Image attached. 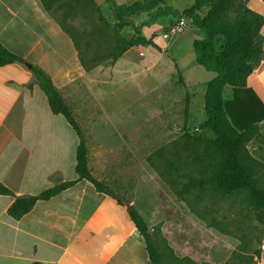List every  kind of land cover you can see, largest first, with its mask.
Instances as JSON below:
<instances>
[{"label": "rangeland", "instance_id": "obj_1", "mask_svg": "<svg viewBox=\"0 0 264 264\" xmlns=\"http://www.w3.org/2000/svg\"><path fill=\"white\" fill-rule=\"evenodd\" d=\"M94 1L112 26L111 3ZM153 1L150 12L164 6L185 9L193 2ZM80 15L71 16L66 25L85 52L83 42L91 36L77 30L82 28ZM148 16L149 11H143L131 19L139 24ZM177 19L160 16L142 27L140 35L154 45L136 46L114 63L98 65L101 71L93 74L92 93L84 95L89 107L78 115L67 106L83 134L92 130L87 139L92 152H104L97 175L105 178L121 205H133L142 215L162 264H264V222L250 206L247 192L222 197L208 186L198 190L206 166L203 144H193L187 134L211 136L198 124L204 119L205 83L214 72L194 59L192 41L201 31L187 20L185 30L175 32ZM116 34L128 38L133 29L127 25ZM89 114L93 123L88 127ZM246 148L264 165V125ZM261 172L264 181V168Z\"/></svg>", "mask_w": 264, "mask_h": 264}, {"label": "crops", "instance_id": "obj_2", "mask_svg": "<svg viewBox=\"0 0 264 264\" xmlns=\"http://www.w3.org/2000/svg\"><path fill=\"white\" fill-rule=\"evenodd\" d=\"M246 4L264 16V0ZM260 35L264 50V24ZM0 44L43 70L75 113L89 107L84 95L92 93L93 74L101 67L85 70L72 38L40 0H0ZM25 63L0 65V182L12 192L0 193V264H152L143 237L127 217V204L97 192L86 179L37 199L17 219L7 214L14 197L37 195L77 177L78 138L63 116L50 111ZM246 87L264 108V55L248 75ZM232 93L225 86L223 98ZM236 93L241 97L244 92ZM78 119H86L88 127L93 123L90 114ZM258 125H264V117ZM91 133L84 134L87 165L105 182L97 175L98 167L104 166V152H92L87 140Z\"/></svg>", "mask_w": 264, "mask_h": 264}, {"label": "trees", "instance_id": "obj_3", "mask_svg": "<svg viewBox=\"0 0 264 264\" xmlns=\"http://www.w3.org/2000/svg\"><path fill=\"white\" fill-rule=\"evenodd\" d=\"M106 1L113 8L115 21L112 26L103 18L94 0H40L43 8L72 38L85 70L114 63L132 47L154 45L151 38L140 35V30L160 16H184L193 27L199 29L201 37L192 41L195 62L215 75L205 84L204 119L198 124L199 128L208 130L211 136L187 134L193 144H203L202 153L206 166L201 170L202 178L197 181L198 190L202 191L208 186L222 197L245 190L250 206L256 210L257 218L264 222V181H260L264 165L252 157L246 148V143L258 131V122L264 117L263 106L246 87L248 75L259 65L264 55L260 35L264 16L250 9L246 0H193L191 6L182 10L164 6L153 12H150L156 5L153 0H129L125 3ZM143 11H149L148 19L139 24L133 23L131 16ZM78 13H81L83 19L80 24L82 28L77 30L83 35L91 36L83 42L85 52L79 48L77 39L66 25V21ZM127 25L132 27L133 35L128 38L117 36L116 30ZM113 33L114 36L110 39ZM11 62L25 63V60L0 44V65ZM30 70L46 96L50 111L63 116L78 138L74 166L77 177L56 183L37 195L14 197L7 208V214L17 219L37 199H47L80 179L89 181L97 192L115 197V192L91 173L87 165L83 131L49 76L35 65H31ZM225 86H229L233 92L229 99L223 98ZM238 90L244 92L241 97L236 93ZM187 185L190 186L186 183L184 188L188 190ZM0 193L12 194L1 182ZM125 211L143 237L150 262L162 264L142 215L133 205H128ZM30 264L42 263L33 261Z\"/></svg>", "mask_w": 264, "mask_h": 264}, {"label": "built area", "instance_id": "obj_4", "mask_svg": "<svg viewBox=\"0 0 264 264\" xmlns=\"http://www.w3.org/2000/svg\"><path fill=\"white\" fill-rule=\"evenodd\" d=\"M187 24V19L184 16L179 17L174 24V27L172 28L175 32H182L185 30Z\"/></svg>", "mask_w": 264, "mask_h": 264}, {"label": "water", "instance_id": "obj_5", "mask_svg": "<svg viewBox=\"0 0 264 264\" xmlns=\"http://www.w3.org/2000/svg\"><path fill=\"white\" fill-rule=\"evenodd\" d=\"M25 65H26L27 67H30V66H31L29 63H25Z\"/></svg>", "mask_w": 264, "mask_h": 264}]
</instances>
